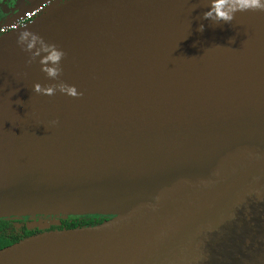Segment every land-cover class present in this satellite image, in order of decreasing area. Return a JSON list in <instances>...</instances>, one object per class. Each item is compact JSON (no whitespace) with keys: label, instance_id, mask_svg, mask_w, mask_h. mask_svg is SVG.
<instances>
[{"label":"water","instance_id":"1","mask_svg":"<svg viewBox=\"0 0 264 264\" xmlns=\"http://www.w3.org/2000/svg\"><path fill=\"white\" fill-rule=\"evenodd\" d=\"M206 7L59 0L0 34V218L106 216L0 264H264V11L213 25ZM24 28L63 49L81 96L32 91L54 82Z\"/></svg>","mask_w":264,"mask_h":264},{"label":"clouds","instance_id":"2","mask_svg":"<svg viewBox=\"0 0 264 264\" xmlns=\"http://www.w3.org/2000/svg\"><path fill=\"white\" fill-rule=\"evenodd\" d=\"M264 11V0H207L206 10L202 13V18L212 22L213 25L219 22H229L234 18V14L244 11ZM204 25H198V30H203ZM2 30V29H0ZM17 46L27 53L26 63H38L40 71L44 76L54 83L42 86L38 82L32 85V91L53 95L56 92L78 97L83 93L78 91L75 85L68 84L60 79L62 73V58L65 56L63 49L56 44L45 41L38 33L22 29L16 36ZM57 121L52 119L49 124L55 125Z\"/></svg>","mask_w":264,"mask_h":264},{"label":"flooded vegetation","instance_id":"3","mask_svg":"<svg viewBox=\"0 0 264 264\" xmlns=\"http://www.w3.org/2000/svg\"><path fill=\"white\" fill-rule=\"evenodd\" d=\"M42 1L0 0V28L11 26L25 10ZM65 218L61 215L37 214L0 218V249L40 231L61 229L64 227L63 220Z\"/></svg>","mask_w":264,"mask_h":264},{"label":"built area","instance_id":"4","mask_svg":"<svg viewBox=\"0 0 264 264\" xmlns=\"http://www.w3.org/2000/svg\"><path fill=\"white\" fill-rule=\"evenodd\" d=\"M56 1L58 0H43L38 5L28 8L23 14L17 17L16 21L13 22L11 26H3L2 28H0L2 29L0 30V33H4L25 25L27 22L31 21L33 18L38 16L50 4Z\"/></svg>","mask_w":264,"mask_h":264},{"label":"trees","instance_id":"5","mask_svg":"<svg viewBox=\"0 0 264 264\" xmlns=\"http://www.w3.org/2000/svg\"><path fill=\"white\" fill-rule=\"evenodd\" d=\"M106 216L104 215H69L63 220L64 227L63 228H71L77 226H86L98 223L104 220Z\"/></svg>","mask_w":264,"mask_h":264}]
</instances>
